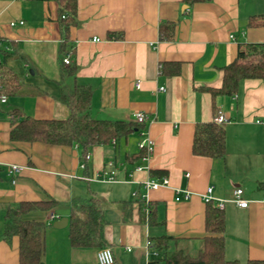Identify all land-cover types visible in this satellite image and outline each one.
<instances>
[{"label": "crops", "instance_id": "0c3cea01", "mask_svg": "<svg viewBox=\"0 0 264 264\" xmlns=\"http://www.w3.org/2000/svg\"><path fill=\"white\" fill-rule=\"evenodd\" d=\"M253 16L264 20V0H208L188 6L184 0H78L69 39L71 63L79 69L66 81L92 87L90 111L95 117L134 121L135 111L147 114L143 126L155 146L146 163L128 157L142 151L140 131L90 146L88 159L77 144L10 138L12 108L37 118L68 116L69 108L60 100L61 68L67 65L59 50L63 32L57 0H0V59L1 49L27 55L30 62L15 57L9 65L40 91L0 100V263L19 264L18 236L4 237L7 209L24 200L54 199L50 208L24 215L46 223L42 264H100L99 248L72 246L68 225L53 226L55 220L69 218L74 196L90 195L102 199L104 236L114 254L113 264H160L154 237L162 235L174 237L171 249L196 254L206 234L202 195L210 185L212 196L225 201L226 257L239 264L264 259L261 79H243L234 95L215 99L218 112L230 118L225 123L224 157L192 152L196 123L216 116L211 93L199 87H219L223 67L236 58L241 46L264 43V24H250ZM163 21L176 22L170 40L159 37ZM11 164L23 166L15 183L8 171ZM137 165L148 167L138 170ZM111 171L115 179L103 177ZM162 176L168 177V185L145 189L144 181ZM238 186L248 207L234 201ZM177 189L190 190L191 198L176 200ZM143 194L156 209L155 223L141 217L136 199ZM51 213L59 218L50 221Z\"/></svg>", "mask_w": 264, "mask_h": 264}, {"label": "trees", "instance_id": "16d2710c", "mask_svg": "<svg viewBox=\"0 0 264 264\" xmlns=\"http://www.w3.org/2000/svg\"><path fill=\"white\" fill-rule=\"evenodd\" d=\"M186 5L198 1L184 0ZM58 19L62 28L60 54L71 51L69 29L76 23L78 0H57ZM250 24H264L257 16L249 20ZM176 22L163 21L159 25V37L170 40L174 37ZM20 57L30 62L27 55L16 50L9 52L1 49L0 59V99L2 96L19 94H39L36 87L30 86L10 65L9 60ZM63 65V64H62ZM66 65V64H64ZM165 62L161 64L165 69ZM79 69L76 63L61 68L62 93L60 100L69 108L65 118H37L26 115L15 107L11 109L12 120L10 138L27 142H44L53 145H79L82 157L85 159L88 148L96 144L111 143L113 139L127 138L130 134L140 131L143 124L133 120L104 119L91 114L92 87L89 84L78 83L72 85L66 81L67 77H74ZM246 78L261 79L264 82V43H248L241 46L234 60L223 67L222 83L219 87L200 86V90L208 91L214 101V114L218 113L215 99L218 95H234L239 88L240 81ZM225 123L210 121L197 122L194 129L192 152L207 157H224L227 152ZM144 151L128 155L129 160H139ZM259 188L264 189V179L259 182ZM55 200H24L16 206L7 209L5 214L4 237L9 240L13 236L19 238V264H42L44 247V230L46 223L40 220L27 219L24 215L35 209H48ZM142 219L156 222V209L152 201L142 198L136 199ZM102 199L95 195L86 197L74 196L71 199V213L68 229L72 246L75 247H103L108 244L104 236V217ZM146 207L150 211L146 212ZM206 234L196 254H191L180 248L171 249L170 241L173 236L154 237V246L161 253L157 258L160 264H239L237 260H230L225 254V213L213 202L206 203L205 208ZM2 264V263H0ZM248 264H264V259H250Z\"/></svg>", "mask_w": 264, "mask_h": 264}, {"label": "built area", "instance_id": "2783aa9c", "mask_svg": "<svg viewBox=\"0 0 264 264\" xmlns=\"http://www.w3.org/2000/svg\"><path fill=\"white\" fill-rule=\"evenodd\" d=\"M19 23H23L24 20H19ZM16 23V21H11V24L14 25ZM97 40H99V38H96ZM0 44H1V40H0ZM63 63L68 65L71 63V52H68L67 54H65L63 56L62 59ZM136 87H140V81L136 82ZM2 102H5L6 96H2L0 99ZM133 118L134 121L138 124H145L148 116L144 111H140L137 110L133 113ZM214 120L217 123H226L230 120V118L223 112L219 111L216 116L214 117ZM140 134H141V140L139 141V148L144 151L143 156L141 157V159L148 163V161L151 158V155L154 151V146H155V142L154 140L151 138L149 131L147 128H145L144 126L141 128L140 130ZM112 141H115V139H113ZM90 157V155L87 153L85 159H88ZM112 164V163H111ZM148 166L146 165H137L136 169H143V168H147ZM23 170V166L18 165V164H11L9 165L8 171L9 174L13 177L12 181L13 183L16 182V176L19 175V173H21V171ZM103 177L109 180H113L114 178V171L111 172H104ZM169 184V179L167 176H162L161 179H148L146 181H144V186L146 190L149 189H157L161 186H165ZM212 192H213V186L210 185L207 187L206 191L203 193V199L206 203L208 202H213L215 205H217L219 208H224L225 206V201L223 199H215L212 196ZM243 189L241 187H236L234 189V201L237 203V205H239L240 207H248L249 205V201L245 198H243ZM176 200H188L191 198L192 192L188 189H177L176 191ZM134 195H136V192H134ZM140 198L144 199L146 201V204L148 203V198H147V194H143ZM262 205L264 207V197L261 200ZM150 211L149 207H146V212L148 213ZM59 218L58 215H56L55 213H51L49 215V220L50 221H54L55 219ZM97 258L100 264H113L115 262L114 259V254L112 249L109 246H103L100 247L97 251Z\"/></svg>", "mask_w": 264, "mask_h": 264}, {"label": "water", "instance_id": "95a60500", "mask_svg": "<svg viewBox=\"0 0 264 264\" xmlns=\"http://www.w3.org/2000/svg\"><path fill=\"white\" fill-rule=\"evenodd\" d=\"M184 8V6H183ZM69 218L68 217H61L53 222V226L57 228H63L68 225Z\"/></svg>", "mask_w": 264, "mask_h": 264}]
</instances>
